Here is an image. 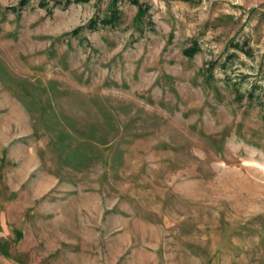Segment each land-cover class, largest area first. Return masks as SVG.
Masks as SVG:
<instances>
[{"label": "rangeland", "instance_id": "374dc122", "mask_svg": "<svg viewBox=\"0 0 264 264\" xmlns=\"http://www.w3.org/2000/svg\"><path fill=\"white\" fill-rule=\"evenodd\" d=\"M138 1L0 0V264H264V0Z\"/></svg>", "mask_w": 264, "mask_h": 264}, {"label": "trees", "instance_id": "16d2710c", "mask_svg": "<svg viewBox=\"0 0 264 264\" xmlns=\"http://www.w3.org/2000/svg\"><path fill=\"white\" fill-rule=\"evenodd\" d=\"M41 1L43 4H45V0H40V2ZM66 1H69V0H66ZM28 2L29 0H22L23 7L27 5ZM131 2H133V4H136L140 7V13L143 12L142 4L138 0H131ZM119 22H120V15L118 13V9L113 8L112 11L108 15L104 16L103 18L99 20V23L97 22V20L94 19L89 23V26L92 27V26H97L99 24L102 26H113V25L118 24ZM196 50H197L196 47H193L192 49H188L187 52L188 54L193 55L196 52ZM60 143H61V146H63L64 141L61 139ZM76 154L77 153L69 154V157L75 158Z\"/></svg>", "mask_w": 264, "mask_h": 264}]
</instances>
